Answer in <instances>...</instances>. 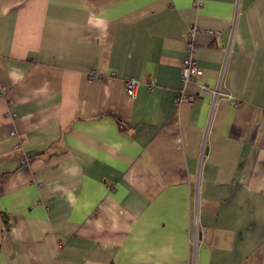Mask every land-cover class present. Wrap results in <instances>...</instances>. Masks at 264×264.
Masks as SVG:
<instances>
[{"label": "crops", "instance_id": "crops-1", "mask_svg": "<svg viewBox=\"0 0 264 264\" xmlns=\"http://www.w3.org/2000/svg\"><path fill=\"white\" fill-rule=\"evenodd\" d=\"M0 264H264V0H0Z\"/></svg>", "mask_w": 264, "mask_h": 264}, {"label": "built area", "instance_id": "built-area-1", "mask_svg": "<svg viewBox=\"0 0 264 264\" xmlns=\"http://www.w3.org/2000/svg\"><path fill=\"white\" fill-rule=\"evenodd\" d=\"M196 33L197 28L192 27L188 34H187V55L183 59L182 64V77H183V83L186 85L189 82L197 81L202 76V69L199 66L198 62L194 59V51L197 48V41H196ZM140 85L139 81L136 80H129L126 83V91L129 95L135 96L136 90L138 86ZM147 87H149L150 90H153L156 88V82L153 79H149L146 82ZM200 90L202 93L207 94H216L217 91L210 89L208 86L201 84ZM233 98V97H232ZM195 97H187V101H194Z\"/></svg>", "mask_w": 264, "mask_h": 264}]
</instances>
